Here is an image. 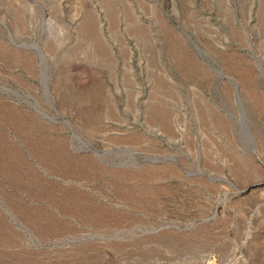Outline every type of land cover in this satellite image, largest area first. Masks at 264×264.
Returning a JSON list of instances; mask_svg holds the SVG:
<instances>
[{
  "label": "rangeland",
  "instance_id": "obj_1",
  "mask_svg": "<svg viewBox=\"0 0 264 264\" xmlns=\"http://www.w3.org/2000/svg\"><path fill=\"white\" fill-rule=\"evenodd\" d=\"M0 46V264H264V0H0Z\"/></svg>",
  "mask_w": 264,
  "mask_h": 264
},
{
  "label": "bare ground",
  "instance_id": "obj_2",
  "mask_svg": "<svg viewBox=\"0 0 264 264\" xmlns=\"http://www.w3.org/2000/svg\"><path fill=\"white\" fill-rule=\"evenodd\" d=\"M93 30V29H92ZM0 48H1V46H0ZM4 49V48H3ZM6 51V50H5ZM4 52V51H3ZM8 52V51H7ZM235 63H237V61L235 60V62H231V66H233V68L235 69V70H237V71H239V68H238V66L235 64ZM239 73L242 75V76H244L245 78H246V72L244 71V72H242V71H239ZM254 95V94H253ZM254 98H255V96H254ZM1 106V105H0ZM3 111V110H2ZM5 112V111H4ZM14 113H16V112H14ZM5 114V113H4ZM156 114H158V120H162L163 119V121H164V119H165V113L163 112V111H157V113ZM0 115H2L1 113H0ZM10 115V114H9ZM14 115V114H13ZM17 115V114H16ZM3 116H5V115H3ZM14 117V116H13ZM18 117V116H17ZM1 118V117H0ZM4 119V118H3ZM11 119H13V118H11ZM10 119V120H11ZM15 120V119H14ZM12 122V121H11ZM15 124V123H14ZM28 137V136H27ZM5 140V138L4 137H1V140H0V149H1V151L3 152V154H1V155H5V157H10L11 159H14V161H16L17 163H18V165H19V167L22 169V172H19V170H20V168H19V170H18V172H15V176H14V174H12V172H7L6 174H7V178L9 179V181H10V183L12 184V185H15V186H20L21 184H19L20 183V181H19V179L21 178V177H23V175H24V172H28L29 170H28V163H26L25 161H23L22 160V158L21 157H19L20 155L18 154V153H15L14 154V152H13V149H12V147H10V146H8L5 142L6 141H4ZM41 140H42V138H41ZM4 141V142H3ZM39 142V141H38ZM50 142V141H49ZM42 143V142H41ZM45 143V142H44ZM49 144V143H48ZM56 144V143H55ZM3 146V147H2ZM46 146V145H45ZM53 146V145H52ZM56 146V145H55ZM39 147V146H38ZM50 147H51V145H50ZM44 148V147H43ZM51 148H54V147H51ZM48 149V148H47ZM49 150H50V148H49ZM60 150V149H59ZM44 151V150H43ZM57 151V150H56ZM53 152V151H52ZM46 153V152H45ZM42 154V153H41ZM44 157H46V158H43L42 157V160H39V161H41L42 163H46V161L47 160H50L51 159V155L48 153V154H45L44 155ZM53 157V156H52ZM55 157V156H54ZM56 158V157H55ZM58 158V157H57ZM74 158H76V157H74ZM40 159V158H39ZM64 159H66V158H64ZM73 159V158H72ZM84 162H86L85 161V159H82ZM66 161V160H65ZM72 161H74V160H72ZM50 162H51V160H50ZM79 162V161H78ZM82 162V161H81ZM55 164V163H54ZM78 164V163H77ZM86 164V163H85ZM70 165H72V162L70 161H67L66 162V164L64 163V162H60L59 163V165H58V169L59 170H63L64 171V169H68L69 168V166ZM89 165V164H88ZM55 167V166H54ZM54 167H53V169H54ZM72 167V166H71ZM77 167V166H76ZM88 167V166H87ZM64 168V169H63ZM73 168V167H72ZM89 168H91V167H89ZM156 169V168H155ZM166 169V168H165ZM164 169V170H165ZM73 170V169H72ZM82 170H85V169H82ZM160 170V169H159ZM163 170V169H162ZM167 170H168V168H167ZM68 171V170H67ZM77 171H79L80 172V169L78 170L77 169ZM136 171V170H135ZM134 171V172H135ZM147 171H148V169H147ZM146 171V172H147ZM166 171V170H165ZM168 171H170V169L168 170ZM59 172V171H58ZM85 172V171H84ZM139 172H141V170L139 171ZM138 172V173H139ZM154 172H156V171H154ZM161 172V171H160ZM167 172V171H166ZM81 173H82V171H81ZM129 173V172H128ZM157 173H158V171H157ZM59 174H62V173H60L59 172ZM65 174H67V172L65 173ZM124 174V173H123ZM136 174V173H135ZM148 174V173H147ZM151 174V173H150ZM155 174V173H154ZM168 174H169V172H168ZM115 175V174H114ZM142 175V174H141ZM160 175V174H159ZM161 175H163V173L161 174ZM165 175V174H164ZM147 176V175H146ZM150 176V175H149ZM171 176V175H170ZM140 177H142V176H140ZM148 177V176H147ZM147 177H145V178H147ZM156 177V176H155ZM162 177V176H161ZM14 178H15V181H14ZM118 178V177H117ZM137 178V177H136ZM152 178V177H151ZM157 178H159V177H156V179ZM138 179V178H137ZM149 179H150V177H149ZM153 179H154V176H153ZM108 180H109V178H108ZM116 180V179H115ZM114 180V181H115ZM119 180V179H118ZM131 181V180H130ZM139 181V180H138ZM138 181H137V183H138ZM141 181V180H140ZM134 182V181H133ZM147 182V181H146ZM140 183V182H139ZM30 186H31V184H30ZM24 191V190H23ZM129 191V190H128ZM138 191V190H137ZM139 192H141V191H139ZM137 194V193H136ZM136 194H134V195H136ZM56 196V195H55ZM54 196V197H55ZM68 196V195H67ZM138 196V195H137ZM69 197V196H68ZM56 199H57V197H56ZM18 201V200H17ZM21 202V201H20ZM58 202V201H57ZM19 204V202H17V205ZM21 209H23L22 210V212H23V215H21V218L22 219H24L26 222H28V225H37V226H39V227H41L43 224H45V223H51L53 226H54V222L58 225V226H60V224L56 221V219L55 218H53V217H50L49 215H47L44 211L43 212H39V213H35V214H33V211L31 212V209L30 210H28V209H24L23 207H21ZM69 211V210H68ZM82 211V210H81ZM72 212V211H71ZM91 212V211H90ZM70 213V212H69ZM97 213V212H96ZM67 214H68V212H67ZM81 214V213H80ZM82 214H83V212H82ZM98 214V213H97ZM76 215V214H75ZM74 215V216H75ZM96 215V214H95ZM70 217V216H69ZM102 217H104V216H102ZM106 217V216H105ZM109 218V217H108ZM76 219V218H75ZM93 219V218H92ZM100 219H102L101 217H100ZM106 219V218H105ZM104 219V220H105ZM111 219V218H110ZM107 220V219H106ZM108 221V220H107ZM101 222V221H100ZM97 223H98V221H97ZM100 224V223H99ZM110 224H111V222H110ZM49 227V226H48ZM57 227V226H56ZM45 229H47V230H49V231H51L50 229H48V228H45ZM55 229V228H54ZM0 241L2 242H5V241H7V239H8V241L10 240L9 239V234H8V231H7V227L6 226H3V225H1V221H0ZM4 231V232H3ZM56 231V230H55ZM46 232V231H45ZM3 233V234H2ZM6 242V243H9V242ZM11 242V241H10ZM4 244V243H3Z\"/></svg>",
  "mask_w": 264,
  "mask_h": 264
}]
</instances>
